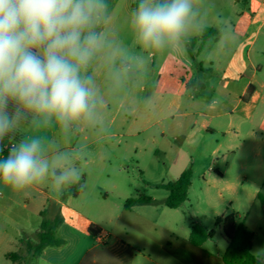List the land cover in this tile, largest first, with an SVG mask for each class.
<instances>
[{"label": "rangeland", "instance_id": "rangeland-1", "mask_svg": "<svg viewBox=\"0 0 264 264\" xmlns=\"http://www.w3.org/2000/svg\"><path fill=\"white\" fill-rule=\"evenodd\" d=\"M249 1L192 0L193 15L188 31L182 38V44L175 50L165 49L158 52L142 49L134 41L129 19L131 11L138 7L139 0H107L109 16L97 31L103 29L104 35L109 40L129 46L124 59L129 61L130 68L123 71L114 69L111 72L113 77L108 91L114 88L117 91L116 79L121 77L120 90L118 88L120 93L103 99L97 105L96 116L90 121L88 140H98V142L89 151L75 152V165L82 172L80 181L65 187L60 192L53 191L51 182L48 180L36 183L50 195L62 201L67 211L81 213L92 221V224L87 233H79L71 224L63 222L60 213L63 206L59 208L51 200L45 199L25 200L22 196L18 198L13 213L8 214L7 217L0 215L2 230L0 264L6 263L4 251L9 245L8 234H15L23 223L25 225L31 223V229H40L44 221L55 228L56 238L63 244L50 247L40 255L31 257L27 252L26 242H23L21 249L17 251L20 258L13 262L9 260V264H104L99 257L102 251H106L110 259V262L106 264H121V258H124L125 254L121 253L120 249L107 251L105 245L99 243L96 236L90 234L89 229L93 226L114 232L117 225L128 219L158 221L161 224L180 222L183 225L184 234L190 233L194 224L201 225L207 231L215 230L216 235L213 241L208 243L207 248L217 253L218 246H226L222 237L221 223L218 222L223 216L231 213L236 214L237 223H244L253 234L252 253L264 263V207L257 198L259 192L264 194V131L260 140H254L253 137H246L244 140L243 136L228 135L222 141L223 146L218 157L212 155L213 149L218 146V137L209 138L205 146L199 148V152L194 154L197 158V167L193 173V183L188 200L178 211L166 206L168 192L158 188L160 184L168 183L172 179L164 171L163 165L158 163L162 158L158 153V144L152 138L157 137V133H144L133 138L119 136L123 132L121 126L125 124L126 116L133 117L128 105L125 104L122 109H119L120 102L135 97V106L138 109L147 106L148 92L153 91V85L161 71L172 72L177 82H182L185 78V84L196 82L200 86L205 79L214 77L215 84L218 85L222 74L221 69L228 64L239 43L241 44L239 15L242 12L252 11ZM207 28L219 31L223 40L218 43L212 36L211 40L205 39L202 54L196 58L197 51L202 45L200 41L194 44V40L206 38L203 30ZM235 29L237 30L234 33ZM111 34H116L120 41L113 39ZM263 44L264 35H260L250 52L255 62L262 60ZM188 48L195 52V59L185 53L184 50ZM142 50L148 53L143 54ZM150 52L153 56L149 55ZM209 57L217 63L213 71L210 70L212 67ZM126 95L127 98H125ZM187 95L190 101V92ZM261 101L259 96L250 106L264 112V104ZM33 115L28 121L22 122L12 132V138L7 139L0 146L3 149L0 152L1 157H5L12 145L27 136H44L48 140L53 135L56 136L55 130L59 126L55 124L46 129H34L30 124ZM247 128L248 126H245L244 131H247ZM115 133L117 137L113 136ZM66 140L71 141L75 148H79L84 141V135H79L73 126L68 131H62L59 128L54 142ZM126 141L133 146L136 142L143 144L146 152L142 154L140 149L136 151L133 147L126 152L124 147ZM112 143L116 146L119 144L120 147L113 150L109 147ZM258 144L261 145L260 148L257 147ZM201 151L204 152L203 156ZM70 152L72 151L67 150L64 153L70 155ZM102 155L104 159H101ZM216 159H219V162ZM210 166L219 169L222 177H219L216 171L209 173ZM140 170L144 172V176L140 175ZM114 185L117 186L116 189ZM5 186L13 189L6 184ZM81 187L84 190L79 193ZM143 194L151 197L154 200L153 203L137 207L134 213L127 212L126 201ZM16 214L22 218L17 217ZM25 238H28L25 241H36L37 236L32 234Z\"/></svg>", "mask_w": 264, "mask_h": 264}, {"label": "crops", "instance_id": "crops-1", "mask_svg": "<svg viewBox=\"0 0 264 264\" xmlns=\"http://www.w3.org/2000/svg\"><path fill=\"white\" fill-rule=\"evenodd\" d=\"M249 6L252 11L242 12L239 15L241 44L239 43L228 64L221 69L222 74L219 77L218 85L215 84L214 77L205 79L200 83V86L196 82L185 84V78L182 82H177L174 74L165 70L158 75L152 88L153 91L148 92L147 106L138 109L135 106V97L121 101L119 104V109H122L125 104L128 105L129 112L133 116L132 118L126 116L125 124L121 126L123 132L119 136L133 138L144 133H157V137L153 136L152 138L154 142H157L158 153L162 158L158 163L163 165L164 171L172 180H176L188 169H191L192 173L195 172L197 158L194 157V154L199 152V148L205 146L209 138L218 137V146L212 151V155L218 157L221 154L222 141L228 135L243 136L244 140L246 137L260 140L264 131V112L259 108L256 109L257 107L250 106L259 96L264 104V44L261 48V50L263 49L261 61L255 62L250 55L260 35H264V0H250ZM212 30L213 32H209L206 38L194 40V44L200 41L202 45L197 51L196 58L202 54L205 39L206 41L211 40L212 36L218 43L223 40L219 31ZM111 37L120 41L116 34H111ZM122 45L124 48L122 52L113 50L111 55L107 51L99 53L87 70V74L92 75L95 79L100 102L109 96L120 93L118 88L120 90L121 77L116 79L117 91L115 88L108 91L113 77L111 72L114 69L123 71L130 68L129 61L124 59V54L129 50V46ZM184 51L195 59L193 49L188 48ZM142 53L148 52L142 50ZM149 55L153 56V53L150 52ZM209 58L212 67L210 70L213 71L217 63L212 57ZM201 70H203L202 66ZM250 89L252 92L249 94ZM188 92H190V101L187 99ZM127 97L126 95L125 98ZM129 121H131L130 124ZM89 126L90 122H78L73 125L79 135H84V141L79 148H75L69 140L54 142L60 127L56 128V136L53 135L49 140L52 143L49 156L70 150L72 151L70 156L74 160L75 152L89 151L98 142V140H88ZM245 126H248L247 131H244ZM113 136L117 137L116 133ZM109 147L116 150L120 145L116 146L112 143ZM124 147L126 152L131 147L136 148V151L140 149L142 154L146 152L145 146L139 142L133 146L132 143L126 141ZM257 147L260 148L261 145L258 144ZM201 155H204L203 151H201ZM101 159H104L103 155ZM216 161L219 162V159ZM213 171L222 177L219 169L208 167L209 173ZM140 173L141 176H144L142 170ZM210 175L216 177L213 174ZM1 183L3 182L0 181V215L3 214L7 217L8 214L13 213L18 198L23 196L25 200L45 199L46 201L51 200L59 208L63 206L60 211L63 222L71 224L79 233H87L86 231L92 224V221L81 213L67 211L62 201L50 195L38 184H33L23 190H14L8 189L5 184ZM114 188L116 189L117 186L114 185ZM83 190L84 188L81 187L79 193H82ZM141 205L143 204H135L127 212L134 213ZM24 206L27 207L25 204ZM180 208L174 210L178 211ZM16 216L22 218L18 214ZM25 221L28 222V220ZM28 224L23 223L22 226L20 224V228L15 231V234H8L9 245L4 251L5 264H9V254L21 249V241L28 240L25 236L36 235L39 231V229H31V223ZM115 230L109 232L95 228L97 235L100 233L109 235V240L104 244L107 251L120 249L121 253L125 254L124 258H121V264L126 262H128L126 264H225L223 256L227 249L226 242L225 247L218 246L217 253L207 248L208 243H211L213 239L208 240L202 246H195L189 240L190 233L184 234L183 225L180 222L161 224L158 221L128 219L117 225ZM50 247L53 246H49L43 251ZM99 257L104 264L110 262L106 251L100 252ZM212 261L216 262L211 263Z\"/></svg>", "mask_w": 264, "mask_h": 264}, {"label": "clouds", "instance_id": "clouds-1", "mask_svg": "<svg viewBox=\"0 0 264 264\" xmlns=\"http://www.w3.org/2000/svg\"><path fill=\"white\" fill-rule=\"evenodd\" d=\"M108 9L107 0H0V142L28 113L36 130L55 124L68 131L94 120L99 90L87 70L99 53L124 50L97 31ZM192 15V0H139L129 27L140 48L175 50ZM51 148L44 136L19 140L0 157V181L23 190L48 180L56 192L79 182L73 158L64 152L50 157Z\"/></svg>", "mask_w": 264, "mask_h": 264}, {"label": "trees", "instance_id": "trees-1", "mask_svg": "<svg viewBox=\"0 0 264 264\" xmlns=\"http://www.w3.org/2000/svg\"><path fill=\"white\" fill-rule=\"evenodd\" d=\"M209 32H213L212 29H205L204 35H208ZM249 90V94L251 93ZM15 109V104L9 102V111ZM32 113H28L27 120L32 117ZM23 121V122H25ZM13 133H9L0 146L9 138H12ZM193 183V173L191 169L184 171L176 180H172L168 183H163L158 186L160 189H164L168 192L165 204L170 209L180 208L187 200L189 190ZM257 198L262 202L264 207V194L259 193ZM153 199L147 195H139L137 198L128 199L125 203V209L130 210L135 204H151ZM264 210V209H263ZM221 223L222 236L227 243V249L223 256L225 264H264L258 257L252 253V240L253 234L245 227L244 223H237V216L231 213L227 216H223L218 222ZM90 234L96 236L98 233L92 226L89 229ZM216 235L215 230L207 231L201 225L194 224L191 228L189 235L190 242L195 246H202L208 240L214 239ZM36 241H25L27 252L31 257L40 255L43 250L49 246H61L63 242L56 238L55 228L50 227L47 222L41 224V228L36 234ZM18 252L9 254L10 260L16 261L20 258Z\"/></svg>", "mask_w": 264, "mask_h": 264}, {"label": "built area", "instance_id": "built-area-1", "mask_svg": "<svg viewBox=\"0 0 264 264\" xmlns=\"http://www.w3.org/2000/svg\"><path fill=\"white\" fill-rule=\"evenodd\" d=\"M98 242L105 244L109 240V235L107 233H100L96 236Z\"/></svg>", "mask_w": 264, "mask_h": 264}]
</instances>
